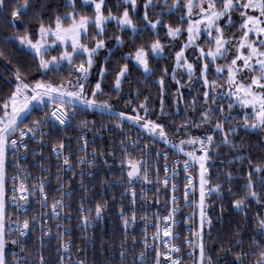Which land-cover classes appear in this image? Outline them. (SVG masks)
Segmentation results:
<instances>
[{"label":"snow or ice","instance_id":"1","mask_svg":"<svg viewBox=\"0 0 264 264\" xmlns=\"http://www.w3.org/2000/svg\"><path fill=\"white\" fill-rule=\"evenodd\" d=\"M62 7L64 12H57L45 23L44 14L33 11L34 0H0V16L4 17L8 27L15 29L0 40V61L5 62V71L10 73L13 81L9 84L8 94L0 96V264H49L43 249L45 240L52 239L51 222L70 218L76 181L79 180L80 191L94 190L85 184V170L91 177L97 161L102 160L108 165L107 157H115L117 148L121 152V174L115 186L124 189L121 197H127L130 205L126 210L121 204L119 211L123 235L119 252L121 261L127 260L129 238L133 242L131 247L136 245V236L129 229H134L137 223L138 200H144L145 205H159L161 188L167 189L170 185V201L165 200L167 214L152 213L151 224L147 212L140 217L145 221L143 251L139 257H133V264L137 260L139 264H147L144 256L149 250L155 252L154 264H184L183 257L178 255L183 244L192 250L187 253L192 264H214L206 248L205 226L209 241L213 227V220L208 215V198H222L226 186L227 192L235 196L234 182L243 178L246 180L241 186L244 194L232 200V207L243 211L251 201L264 207V159L255 161L244 154L243 145L236 141L241 129L264 134V0H171L170 4L168 0H120L116 12L107 7V0H66ZM157 8L159 12L153 18L152 9ZM85 9H91V12ZM177 12L181 15L176 24L165 23L166 18ZM138 21L142 23L138 24ZM112 23L117 31L109 36L108 26ZM161 28L165 29L167 44L160 39ZM233 28H236L235 32ZM145 32L156 38L150 42L142 41ZM128 33L130 41L126 39ZM109 40L113 41L112 47H109ZM177 40H183V43L174 51L172 64L166 63L159 78L153 81L158 87L159 112L155 111L154 104L150 105V96H145L135 107L129 100L118 110L112 100L123 99V86L133 68L143 75L141 83H147L154 74L153 60L165 59L166 49L174 47ZM125 47L131 50L121 57L124 62L112 73L111 93H106L104 81L110 74L108 57L114 48ZM189 49H192L190 54ZM105 50L104 63L97 65V57ZM13 52L30 55L31 62H21ZM7 65H13L14 70L8 69ZM183 74L187 75L186 81ZM169 78L175 93L174 114H179L182 102L185 110L191 109L179 124L165 122L173 115L165 111ZM197 85V95L187 101L183 89L187 86L193 91ZM139 95L137 90L133 99ZM88 111L111 121L110 125L101 124L99 132L119 130L117 134L121 138L118 143L114 141V146L107 152L93 148L89 153L88 133L97 134L96 121L80 119L76 130L81 135L76 140L77 151L83 155L74 163L72 154H65L70 142L57 137L56 143L52 144L51 139L54 133L66 132L73 127L72 121L79 113ZM39 112L43 115L31 118L33 113ZM126 126L135 127L141 135L132 139L124 132ZM193 129L202 134H193ZM29 141L40 146L33 155H38L41 161L46 159L43 149L51 145L47 158L56 159L54 190L59 193L58 198L51 197L47 191L51 187V167L45 168L41 164V174L32 176L21 166V149L26 155ZM160 143L171 145L179 153L171 164L169 152L161 153L156 149ZM225 148L227 154L222 151ZM136 150L140 152L139 157ZM10 153L17 157L15 166L18 169L12 177L11 198L7 189ZM153 153L157 161L154 168L149 163ZM224 155L231 156V159L221 160L228 170L220 172L217 182L213 183L209 162ZM161 159L164 161L162 168L158 163ZM242 163H247L248 172L237 177L232 166ZM181 171L185 181L183 203L192 209V213L184 218V223L189 225V236L184 238L183 244H177L175 228L180 198L176 194L179 189L176 179ZM137 181L153 185L155 195L149 197L143 188L138 194ZM101 185L113 186L107 179L101 181ZM34 197L38 198L35 202L40 211L29 216ZM88 201L87 195L81 196L76 209L78 227L85 233L94 223L104 219L108 207V201L103 199L94 207H86ZM169 203L171 207H168ZM9 206L15 211L14 216L9 215ZM197 213L198 227L190 223L194 222ZM244 215L248 219V213ZM252 222L254 227L248 250L244 246L246 233L239 225L227 247L221 244V251L232 255L228 264H264V214L258 211ZM55 227L58 243L55 264H86L83 259L73 260L71 229L60 223ZM149 227L155 228L151 244ZM37 230L40 232L37 238L39 251L30 252L27 241ZM10 248L18 249L11 257Z\"/></svg>","mask_w":264,"mask_h":264},{"label":"built area","instance_id":"2","mask_svg":"<svg viewBox=\"0 0 264 264\" xmlns=\"http://www.w3.org/2000/svg\"><path fill=\"white\" fill-rule=\"evenodd\" d=\"M35 114V113H33ZM38 115H43V112L37 113ZM107 118H103L99 120L98 124L96 125V128L98 130L97 134L93 133H88V138H89V153H91L92 149L95 148L97 151H103L107 152L114 146V141L119 142L120 136L117 134L119 130H113L111 132L109 131H103L99 132L100 125L105 124V125H110L111 122L106 120ZM69 129V128H68ZM68 129L66 132H58L53 134V138L51 139V143L54 144L56 143V138L57 137H62L66 141L70 142V146L66 148L65 154L71 153L73 162L75 163V160L78 156L83 155V153H80L77 151V148L79 147V144L76 140V137L78 135H81L78 131L76 132V135L74 137V140H72V137L68 133ZM124 132L129 134L132 139H136L138 136L141 135L140 131L136 129L135 127L129 128L126 126L124 128ZM82 144L83 142H79ZM144 141H141V147L143 146ZM169 147L171 145H164L161 143V146L159 144L156 145V149L163 153L166 151L165 147ZM39 145L36 143H33L29 141V150L27 154L25 155L23 153V150L21 149V154H20V161H21V166L26 169L29 173H31L32 176H39L40 173V165L42 164L43 167L48 168L51 167V173H52V180H51V187L47 189V191L50 193L51 197H59V193L56 192L55 186L57 181L55 180V172H56V159L55 157H52L51 159H48L50 154V147L51 145L45 147L43 149L44 156L46 159L41 161L40 157L38 155H33L34 150L39 149ZM130 151H133V149H129ZM175 150V149H174ZM171 160L169 163L171 164L173 161H175L178 158L179 153L176 151V155L173 156L171 154V151H168ZM135 154L137 157L140 156V152L138 150L135 151ZM120 156L121 152L120 149H116V156H108V165L103 164L102 160H98L97 163H101V172L99 175L100 177L103 176L102 179H98L100 182L107 179L108 184L109 182L113 181L112 187H104V190H102L101 193L107 194V197L104 199L108 201V207L105 210V215L104 219L94 223L92 226H90L87 230V232H83L81 228L78 227L79 223V217L76 213V209L79 206V199L81 196L87 195L89 197V201L86 203V207H94L95 203L98 201L97 200V193L99 192L98 187V181L95 183L94 177H95V168L91 170L93 175L91 177L88 176L87 174V169L85 170V184L89 189H94L90 190L87 193L82 192L79 190V180L76 181V187L73 189L74 193V202L72 204L71 212H70V218H64L61 219L60 221H52L50 226L52 228V239L51 240H45V247L43 249L44 255L48 258L49 264H55L57 260V250H58V243L57 240L55 239L56 236V227L55 225L57 223H60L64 225L65 227H68L71 229V239H72V257L73 260L77 259H83L86 261V264H133V257H139V254L141 251H143V237H144V229H145V221L140 219V217L145 215V212L148 213L149 215V221L148 223L151 224V215L152 213H155L157 211L160 212L161 215H166L165 211V200L168 199L170 201V196H171V189L170 185L168 188V193H165V197H163L162 194L159 196L160 204L159 205H153L151 203L145 205L144 200H138L137 204V210L139 211V216L137 219V223L134 229L130 228L129 231L132 232L136 236V245L135 248H132V240L129 238L128 240V245L129 247L127 248V260L122 262L119 252H120V241L123 239L122 235V228H121V222L119 218V211H120V206L123 204L125 206V209L127 210L130 205L128 202V198L125 197L122 199L121 193L124 191L122 187H116V182L120 177ZM91 158V156H89ZM17 160L16 156L9 154L7 158V189H8V196L11 198V189H12V177L17 174V167L15 166V162ZM162 162V166L164 164V161L161 159L159 160ZM158 161V162H159ZM149 163L152 164L153 168L156 166V158L155 154L153 153L151 160ZM79 171V169H77ZM69 176L71 175L70 173L68 174ZM197 176V183H198V168L197 172L195 173ZM163 177V176H162ZM31 182V181H30ZM18 183V181H17ZM176 183L179 185V189L177 191V196L180 198V205H179V212L176 216L177 220V225L175 228V232L177 234V239L175 240V243L177 244H183L184 238L189 236L188 232V224L184 223V218L187 215H190L192 213V209L185 207L183 203V186H184V173L181 171L179 175L177 176ZM135 187L137 190V193L139 194L141 191V188H143L147 193L149 197H152L153 194H155V188L153 185H144L142 181H137L135 183ZM198 195V192H197ZM161 197V199H160ZM38 198L34 197L33 202L31 203V206L28 210V215H33L37 212L40 211V206L38 203L35 201ZM51 202V201H49ZM168 207H171L170 203L168 204ZM9 215L14 216L15 211L11 206H9L8 209ZM22 218V217H21ZM197 227L199 225V215L197 213L194 222ZM155 228L154 227H149L147 229L148 232V238H149V243L151 244L152 240V233H154ZM40 232L39 230L33 232L31 236L28 238V250L30 252L32 251H39V242L37 238L39 237ZM86 237V238H85ZM66 239L68 238L67 236L65 237ZM78 249H83L82 251H78ZM13 251H18V249L10 248L9 249V255L11 257V253ZM189 251H192L189 249V247L186 244H183L181 253L178 255L183 257L184 264H192L191 258L187 255ZM32 259L33 257H29ZM145 260L147 261V264H154L155 261V252L154 251H147L144 256ZM136 264H139V261H136Z\"/></svg>","mask_w":264,"mask_h":264},{"label":"trees","instance_id":"3","mask_svg":"<svg viewBox=\"0 0 264 264\" xmlns=\"http://www.w3.org/2000/svg\"><path fill=\"white\" fill-rule=\"evenodd\" d=\"M82 2V0H80ZM169 4L171 3V0H168ZM66 3V0H34V8L33 11L42 12L44 14L45 23L48 22L49 17L54 16L57 12H64L65 9L62 7L63 4ZM120 3V0H107V7L111 8L114 12L117 11L116 5ZM50 6V7H49ZM122 10V8H121ZM87 12H91V9H85ZM159 12V9H152L153 18L155 17V13ZM31 15V14H30ZM181 13L177 12L174 16H171L170 18L165 19V23H173L176 24L178 22L179 16ZM238 16V13H237ZM135 18V17H134ZM142 23L141 21H138V24ZM35 24V22H33ZM15 31V29L8 27L4 22V17L0 16V40L4 38L6 35H11L12 32ZM117 31L115 24L112 23L108 26V34L109 36L112 35L113 32ZM233 32L236 31V28H233ZM156 37L153 36L150 32H145L141 38L142 41H151L155 39ZM126 39L131 40L130 33L126 34ZM160 39L163 40L166 44L168 41V38L165 35V29H160ZM183 43V40H177L174 42V47H169L166 49L167 55L165 56V59L160 60L156 59L152 62V67L154 70V74L150 80H148L147 83H141V81L144 80L143 75L141 72L137 71L135 68H133V71L130 75V78L128 81L125 82L123 86V90L121 93V96L123 97L122 100H117L114 98L112 100V103L117 105L118 110L123 109L125 107V104L127 101H132V106L135 107L138 105L141 101L144 100L145 96H150L151 99L149 101L150 105L154 104L156 106L155 111L159 112V97H158V87L153 83L154 80L158 79L160 76L161 69L165 67L166 63L168 65L172 64L171 57L174 56V51L178 50V45ZM113 41L109 40V47H112ZM11 47V46H9ZM131 49L128 47L125 48H114L112 55L108 57V63H109V75L104 81V88L106 93H111L112 88V82L114 81V75L112 73L116 72L119 68V66L124 62L121 57ZM189 54L192 52V49H189ZM54 54V53H53ZM107 55V51L105 50L102 52L100 56L97 57V65L104 63V57ZM13 56L19 58L21 62L24 63H30L31 62V56L26 55L21 52H13ZM3 61H0V96L7 95L9 92V84L13 83L12 77L8 71H5ZM8 69H13V65H7ZM14 70V69H13ZM178 75H181V73L178 72ZM6 78V79H5ZM214 78V77H212ZM183 79L187 80V75L183 74ZM7 80V82H6ZM169 88L166 96V107L165 111L168 113H172L173 115H170L165 119L166 123H173L175 121L176 124L181 123L185 116L191 112V109L185 110L184 103L182 102L179 105L180 112L179 114H174L176 112V105L173 103L174 99V86L173 82H171L169 78ZM139 90L140 95L138 98L133 99V96L135 93ZM184 95L187 101H191L193 96L197 95V92L199 91V85H197V88L193 91H189L188 87L185 86L183 89ZM106 98L105 97H101ZM238 111V110H237ZM37 113L33 114L31 118H35ZM194 115V114H193ZM235 115V113H234ZM88 119V120H95L96 125L98 124L99 120L103 118H107L106 116H101L99 113L93 114L92 112H81L77 115L76 119L72 121L73 127L68 129L69 135L72 137V140H74V137L76 135V125L78 124L80 119ZM155 118V115L153 116ZM240 117H238L239 119ZM106 120L109 121L107 118ZM111 122V121H110ZM27 123V121H25ZM193 134L195 135H201L202 133L198 130L193 129ZM262 134L259 131L255 130H248L245 132L243 129L239 132V134L236 137V141L238 144L243 145L244 154L250 155L255 161H260L261 159H264V139H262ZM161 146V143L159 144ZM165 147V146H164ZM166 151H171V154L173 156L176 155V150H174L171 146L165 147ZM225 154H227L228 149L222 150ZM179 156V155H178ZM224 159H231V156H221L219 159H213L210 161V172L212 175L213 183H216L219 177L220 172L227 171L228 169H225L223 165L221 164V160ZM159 165H162V162H158ZM236 169L234 172V175L237 177H243L248 172V165L247 163L242 164H236L232 166ZM243 169V171H241ZM101 172V163H97L95 167V177L94 180L95 183L98 181L99 192L97 193V200H104L107 197V194L101 193L102 190H104L105 186L101 185L100 179L103 178L99 175ZM161 178L163 176V172L160 173ZM99 179V180H98ZM257 184H259V174L256 176ZM113 181L109 182V184H112ZM246 183V180L243 178L237 179L234 182L233 185V192L236 193L235 196L229 194L227 192V186L225 187L224 195L222 198H218L216 196H212L208 198L209 208H208V215L213 220V227L211 229V240L209 241L207 238L208 229L207 226H205V234H206V248H207V254L211 255L213 258L214 264H228V261L232 259L231 254H225L223 251H221V244L223 243L225 247H227L229 240L232 238L236 231L237 225H239L243 231L246 233L245 239H244V246L245 249H247V245L249 242V237L252 235V228L254 227V223L252 222L255 218L256 213L259 211L261 214H264V207H260L258 204L255 203V201L249 202L248 206L243 211H237L232 207V200L235 198H238L239 196H242L244 193L241 190V186ZM165 193H168V188L164 189L161 188V193L163 197H165ZM153 194L152 196H154ZM161 199V197H160ZM221 205H223V213H221ZM138 216H139V211ZM248 213V219H245L244 213ZM222 215V219H221ZM235 251V250H234ZM219 258V259H218Z\"/></svg>","mask_w":264,"mask_h":264}]
</instances>
